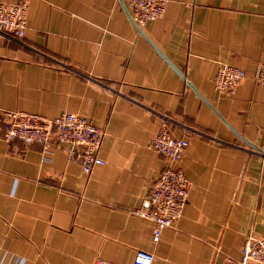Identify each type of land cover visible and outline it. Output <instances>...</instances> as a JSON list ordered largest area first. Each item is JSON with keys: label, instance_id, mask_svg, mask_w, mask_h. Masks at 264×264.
Returning <instances> with one entry per match:
<instances>
[{"label": "crops", "instance_id": "0c3cea01", "mask_svg": "<svg viewBox=\"0 0 264 264\" xmlns=\"http://www.w3.org/2000/svg\"><path fill=\"white\" fill-rule=\"evenodd\" d=\"M27 26L0 31V264H131L139 249L153 264H239L264 231V0H167L142 27L127 0H28ZM225 63L247 74L230 95L215 87ZM10 110L88 116L105 163L85 173L64 144L7 142ZM163 119L189 140L192 184L155 242L130 211L165 167L150 145Z\"/></svg>", "mask_w": 264, "mask_h": 264}, {"label": "built area", "instance_id": "2783aa9c", "mask_svg": "<svg viewBox=\"0 0 264 264\" xmlns=\"http://www.w3.org/2000/svg\"><path fill=\"white\" fill-rule=\"evenodd\" d=\"M167 0H127L133 22L142 27L150 21L163 16ZM28 0L20 3L0 1V31L17 38L25 35L27 26ZM246 71L238 66L220 64L216 77V89L226 95L235 92L246 78ZM257 81L264 87V62L260 64ZM2 126L3 138L11 142L16 138L26 144L40 142L46 152L54 142L64 144L63 150L68 160L81 165L89 173L96 165H103L100 156L105 130L96 125L91 118L80 113L65 110L54 118L43 114L14 110L5 111ZM165 157V167L154 180L150 193L140 206L134 207L132 214L149 219L153 223L152 238L158 242L163 230L172 226L182 215L187 204L191 180L180 166L189 140L173 134L170 123L163 119L151 144ZM264 157V149L262 150ZM155 254L139 249L131 264H153ZM232 257L226 258L225 264H232ZM239 264H264V231L258 235H249L242 247ZM91 264H115L98 257Z\"/></svg>", "mask_w": 264, "mask_h": 264}]
</instances>
